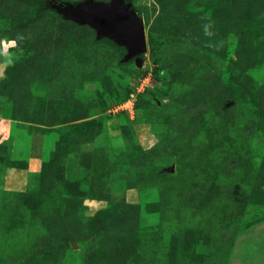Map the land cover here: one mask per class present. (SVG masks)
<instances>
[{
    "label": "rangeland",
    "instance_id": "374dc122",
    "mask_svg": "<svg viewBox=\"0 0 264 264\" xmlns=\"http://www.w3.org/2000/svg\"><path fill=\"white\" fill-rule=\"evenodd\" d=\"M124 1L0 0V264H264V0Z\"/></svg>",
    "mask_w": 264,
    "mask_h": 264
},
{
    "label": "water",
    "instance_id": "95a60500",
    "mask_svg": "<svg viewBox=\"0 0 264 264\" xmlns=\"http://www.w3.org/2000/svg\"><path fill=\"white\" fill-rule=\"evenodd\" d=\"M51 6L71 22L92 28L98 38L107 37L124 47L123 60L135 58L139 64L137 57L145 50L144 29L129 3L124 0H85L73 5L51 0Z\"/></svg>",
    "mask_w": 264,
    "mask_h": 264
},
{
    "label": "crops",
    "instance_id": "0c3cea01",
    "mask_svg": "<svg viewBox=\"0 0 264 264\" xmlns=\"http://www.w3.org/2000/svg\"><path fill=\"white\" fill-rule=\"evenodd\" d=\"M8 132H9V122L7 120H4L3 118H0V142L7 139L6 135ZM27 163H28L27 164L28 171L30 172L35 173L40 168L39 159L37 158L36 153H31Z\"/></svg>",
    "mask_w": 264,
    "mask_h": 264
},
{
    "label": "trees",
    "instance_id": "16d2710c",
    "mask_svg": "<svg viewBox=\"0 0 264 264\" xmlns=\"http://www.w3.org/2000/svg\"><path fill=\"white\" fill-rule=\"evenodd\" d=\"M39 1L42 3V6H48L49 1L51 0H39Z\"/></svg>",
    "mask_w": 264,
    "mask_h": 264
}]
</instances>
